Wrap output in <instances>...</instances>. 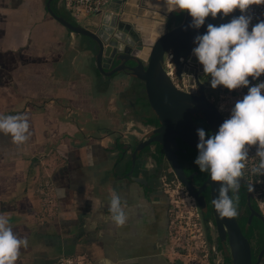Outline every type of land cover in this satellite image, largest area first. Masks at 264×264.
Returning a JSON list of instances; mask_svg holds the SVG:
<instances>
[{"label":"crops","instance_id":"0c3cea01","mask_svg":"<svg viewBox=\"0 0 264 264\" xmlns=\"http://www.w3.org/2000/svg\"><path fill=\"white\" fill-rule=\"evenodd\" d=\"M61 2L53 8L73 19ZM45 3L0 0V115L25 114L31 133L18 144L0 132V214L28 239L16 264L81 253L95 264H171L162 261L171 259L163 246L168 200L149 176L151 160L139 156L133 166L146 186L125 174L130 138L148 117L144 84L101 74L88 38L55 20ZM101 15L80 25L95 30ZM46 181L55 210L43 202ZM113 194L123 225L109 219Z\"/></svg>","mask_w":264,"mask_h":264},{"label":"clouds","instance_id":"9594fccd","mask_svg":"<svg viewBox=\"0 0 264 264\" xmlns=\"http://www.w3.org/2000/svg\"><path fill=\"white\" fill-rule=\"evenodd\" d=\"M264 4V0H164L167 11H184L191 16L188 27L199 29L206 17L228 16L240 10L227 22L206 24V31L197 33L191 53L209 74L210 86H223L229 91L247 86L228 116L212 133L203 127L196 129L197 155L193 163L216 183L212 204L220 218L238 215L237 202L230 193L239 191L244 175V161L255 146L258 163L251 168L255 175L264 177V80L251 83L264 73V20L251 24L253 17L246 14L249 6ZM251 24V27H250ZM183 59V58H182ZM0 132L10 134L15 143H23L30 136L29 121L23 113L0 115ZM254 185L249 184L251 191ZM111 221L123 225L126 213L119 194L109 201ZM28 239L15 231L9 217L0 214V264H16ZM105 264L110 262L105 261Z\"/></svg>","mask_w":264,"mask_h":264},{"label":"water","instance_id":"95a60500","mask_svg":"<svg viewBox=\"0 0 264 264\" xmlns=\"http://www.w3.org/2000/svg\"><path fill=\"white\" fill-rule=\"evenodd\" d=\"M51 1L53 0H46L45 4L52 17L68 30L88 38L87 49L93 53L96 68L101 74L115 76L123 73L141 80L144 84L147 103L159 126L149 131L146 139L136 142L133 146L131 167L126 176L146 186L142 178L132 175L133 166L138 153L151 142H156L168 157L174 172L183 178V172L169 148L168 140L175 144L177 136L196 146L198 127L191 118L194 111L203 114L212 133L224 120L214 104L205 98L203 84L197 77L198 73L203 71L202 65L191 53L195 46L193 39L197 33L206 31L208 22H227L238 14V9L223 19L219 14L215 19L209 15L205 18V25L195 29L188 27L192 18L186 10L169 12L164 0H112L109 8L102 13L98 26L95 30H90L56 14L51 9ZM180 13H183L182 20L171 26L176 14ZM167 51L172 54L171 62L175 66L178 79L181 81L182 76L187 79L184 90L175 86L165 74L163 60ZM180 58L184 61L188 59V64L181 62ZM205 76L207 75L203 73V77ZM211 187L213 193V186ZM195 198L198 200L196 196ZM201 204L203 206V203ZM215 215L219 223L217 212ZM229 219L234 228L233 234L229 227L230 241L234 242L235 246L232 247L234 264H253L246 239L240 234L233 218Z\"/></svg>","mask_w":264,"mask_h":264},{"label":"flooded vegetation","instance_id":"af4514ba","mask_svg":"<svg viewBox=\"0 0 264 264\" xmlns=\"http://www.w3.org/2000/svg\"><path fill=\"white\" fill-rule=\"evenodd\" d=\"M203 73V71L199 72L197 77L203 84L205 98L212 102L218 111L214 101L215 94H207V91H214V89L206 83L208 80H210V76L209 74L205 73L207 76L203 77ZM177 81L181 86L180 89L184 90L185 87H183V84L180 83L182 80L180 81L177 77ZM191 95L195 97L197 96V94ZM144 105L148 107V110H150L152 113L147 118L143 117L141 122L143 126L149 125L150 128L146 130V133L143 135L144 137L138 139L136 138V141H134L133 144L131 143L132 146L123 145L122 147L124 149L125 147L129 146L133 150V146H135L136 142L146 139V134L159 126L152 109L147 103V100L145 101ZM191 118L197 127H203L206 129V131H211L209 125L207 124V119H205L201 112L194 111V113L191 114ZM213 125L215 126V121L213 122ZM174 141L175 144L168 140L169 148L174 153L175 159L183 172V178L174 172L168 157L161 149V146L156 142H151L149 146L142 149L140 153H138L136 160L139 158V156L144 155L145 158L151 160L152 167L165 165L168 170L169 181L171 183L177 181L178 184L181 185V188L185 190V194L193 199L195 209L198 211L196 214V217L199 221L198 223L204 230V245H200L201 248H199L200 250L198 254L199 259L191 264H234L232 247L235 248V246L234 242L230 241L229 227L231 228L230 232L233 234L234 228L228 217L223 219L219 217L218 223V218L215 215L216 211L212 204V200L216 195V183L218 182H213L206 172H201L199 167L193 163V160L197 155L196 146L190 145L184 139L178 138L177 136H175ZM129 158L131 159V155ZM254 160H259V158L254 155H249L244 161V175L240 178L241 183L239 191L236 193H230L233 199L237 202L238 208V215L232 218L235 221L240 234L246 239L248 243L251 262L253 264H264V252H262L264 248V187H262V190L257 191V194L262 195L259 198L255 196V187H253L251 191L249 190V184L254 185V177L251 170H248V167L250 164L249 162ZM128 171H125V174H127ZM153 173L154 171L152 174ZM155 183L156 181L154 184ZM255 183H260V185L262 183L264 185V177L257 179ZM211 185L213 186V193ZM195 196L198 198V200L195 198ZM201 203H203V206Z\"/></svg>","mask_w":264,"mask_h":264},{"label":"rangeland","instance_id":"374dc122","mask_svg":"<svg viewBox=\"0 0 264 264\" xmlns=\"http://www.w3.org/2000/svg\"><path fill=\"white\" fill-rule=\"evenodd\" d=\"M62 3V2H61ZM97 16L90 15L86 19H82L81 21H75L78 24L86 25L87 21L96 20ZM209 84V80L206 82ZM210 85V84H209ZM207 94H214V92L207 91ZM141 110V108H140ZM145 114L151 115V111L147 110V107L143 109ZM149 125L143 126L141 128V135H137L134 138L131 137L130 140L133 142L134 139L142 138L146 133V130L149 129ZM253 152V153H252ZM255 155V148H251L249 155ZM141 161L143 164L145 163V156L141 155ZM248 170L258 163V160H254L249 162ZM153 168V169H152ZM149 167L150 170V178L156 181L155 185L158 186L161 190L165 191V195L168 201L167 208V223H166V234L163 242V246L166 249V254L170 256L164 257L162 261L167 262L170 261L171 264H191L199 259V248L200 245H204V230L202 226L198 223V219L196 214L198 211L195 209L193 199L190 198L187 194H185V190L181 188V185L178 184L177 181L171 183L168 179V170L165 165H159L158 167ZM148 172V170L146 169ZM154 173L152 174V172ZM253 182H254V193L256 197L262 196L261 194H257V191L262 190L264 185L261 183H255V181L259 178H262L259 175L253 174ZM42 189V188H41ZM43 202L47 205L49 199L52 197L50 195V191L48 193L43 191ZM50 205V204H49ZM264 208V206H263Z\"/></svg>","mask_w":264,"mask_h":264},{"label":"built area","instance_id":"2783aa9c","mask_svg":"<svg viewBox=\"0 0 264 264\" xmlns=\"http://www.w3.org/2000/svg\"><path fill=\"white\" fill-rule=\"evenodd\" d=\"M112 0H62L63 7L69 12L73 19H79L80 17L86 15H98L102 14L109 8V5ZM240 14V10L238 9V14ZM248 15L253 17L251 24H255L258 20H264V4H253L249 6L247 11ZM250 24V27H251ZM172 54L170 51L165 52L164 60H163V69L165 74L169 77L172 83L180 89L179 82L177 81V74L174 64L171 62ZM181 62L184 61L182 58L179 59ZM184 64H188V59L184 61ZM251 83H257L260 80H264V73L261 74L256 80H252L251 76H249ZM182 81L180 83L183 84V87L187 86V79L185 76H182ZM215 94V104L219 111L225 119L229 110L232 107L233 103L240 98L244 93L247 92V86H242L240 88L229 91L223 86H218L214 89ZM255 148V146H252ZM45 190L47 193L51 190V186L46 181ZM44 188H42V193ZM50 204V205H49ZM47 205L50 206V209L55 210V204L52 203L51 199L48 200ZM55 264H95L94 260L89 257L87 254H63L60 255Z\"/></svg>","mask_w":264,"mask_h":264},{"label":"trees","instance_id":"16d2710c","mask_svg":"<svg viewBox=\"0 0 264 264\" xmlns=\"http://www.w3.org/2000/svg\"><path fill=\"white\" fill-rule=\"evenodd\" d=\"M56 0L51 1V9L58 15H60V12H58L56 9L53 8L52 3H54ZM68 19V18H67ZM73 23H76L73 19H68ZM176 21L179 23L181 21V17L177 16Z\"/></svg>","mask_w":264,"mask_h":264}]
</instances>
